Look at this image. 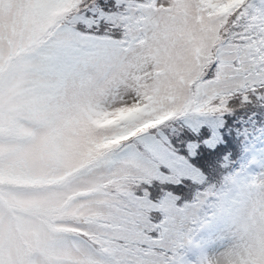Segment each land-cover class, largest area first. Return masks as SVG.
Instances as JSON below:
<instances>
[{"label":"rangeland","instance_id":"374dc122","mask_svg":"<svg viewBox=\"0 0 264 264\" xmlns=\"http://www.w3.org/2000/svg\"><path fill=\"white\" fill-rule=\"evenodd\" d=\"M84 1L0 0V264H165L158 248L186 249L178 264H218L220 253L225 264H264V186L255 176L231 246L202 245L206 224L190 229L202 217L186 225L192 217L174 196L158 204L128 179L96 191L119 176L158 178L140 159V138L184 115L191 89L183 81L200 28L250 0H151L141 7L152 13L136 18L149 38L126 59L53 83L38 72L39 57L65 26L83 32L72 22ZM155 209L166 215L162 236L152 233Z\"/></svg>","mask_w":264,"mask_h":264},{"label":"snow or ice","instance_id":"6c2138e0","mask_svg":"<svg viewBox=\"0 0 264 264\" xmlns=\"http://www.w3.org/2000/svg\"><path fill=\"white\" fill-rule=\"evenodd\" d=\"M144 0H87L73 24L65 26L39 57L38 72L53 83L106 63H120L151 29L138 15L152 13ZM230 25V27H229ZM129 49L128 52L125 50ZM184 83V115L171 127L140 138V159L170 187L191 225L206 224L204 246L233 242L246 217L245 185L253 176L264 186V0L244 10L208 18L192 45ZM149 188L152 185H148ZM187 189L189 195L180 192ZM151 198V192L147 194ZM225 264L224 253L217 257Z\"/></svg>","mask_w":264,"mask_h":264},{"label":"trees","instance_id":"16d2710c","mask_svg":"<svg viewBox=\"0 0 264 264\" xmlns=\"http://www.w3.org/2000/svg\"><path fill=\"white\" fill-rule=\"evenodd\" d=\"M247 2L248 1H243L241 4H239L238 7H234V8H232V10L227 11V13L229 14L228 15L229 19H231L233 14L244 10V5ZM149 4H151V0H144L143 4H141V5L145 6V5H149ZM81 5L87 6V0H85ZM141 5H138V6H141ZM58 22L61 25H63V24L65 25V23H63L62 19H60ZM78 26H79L78 28H80L82 31H86V29L83 27V25H78ZM229 27H230V25H229ZM37 45H38V42L35 43V44L33 43V44L29 45L28 47H25L22 50L23 51H31V50L35 49L37 47ZM180 118L181 117L178 116V117H172V118L167 119V120H163L161 123H159L155 127H156V129L157 128L160 129L161 125H163L164 127H171L172 126V122L178 121ZM148 122L150 124H145L144 127L139 128V130H137V131L146 130L149 126L152 125L151 123H155L156 124L158 122V119H153V120L148 121ZM126 140L127 139L122 136L121 138L118 139V142L119 143H124V141H126ZM108 142L109 141L107 140V143ZM142 152H144V150H142ZM107 155H109V154L107 153ZM106 158L107 157H104L102 159H97L96 161L88 164L87 167L83 169V171L94 169L97 164L100 165ZM124 179L132 180V181H135L136 183L139 184L137 195L145 196L146 194L144 192H146L147 194L149 192H151V199L154 200V202H156L158 204H161V205L164 203L165 199L173 196V193L177 191V190H175L173 188H170V187L166 188V187H163L160 184H156L155 183L156 179L144 178V177H141V176H119V177H115V178L111 179L108 182H105L103 184L97 185L96 191L113 190L115 187H117V185L119 184V181L124 180ZM150 184L152 185L151 188L148 187V185H150ZM247 184H249V180L247 181ZM91 191H93V190H91ZM180 195H182L184 197H187L189 195V191L187 189H185L184 191L180 192ZM146 196H148V195H146ZM62 208H64V207H62ZM60 210H62V209L61 208L60 209H56L55 211H53V214L56 213L57 211H60ZM27 212L33 214L32 211H27ZM150 213L152 214L153 222L156 221L155 222L156 226H155V228H154L152 233L155 236H159V235L162 236V234H163V227L162 226L164 224V220L166 218V215L164 214L162 209L151 210ZM52 222H54L53 219L48 220V225L51 228L53 227L52 226ZM195 226H199V224L198 223L197 224L193 223L191 225L190 229L194 228ZM74 232L76 233L77 231H74ZM85 237L88 240V239L91 238V235H86ZM88 241H90V240H88ZM94 246L97 249H100V246L97 243H95ZM157 252L161 253V254H163L165 256V260H166L165 264H178L180 258H182L183 256L186 255L187 250L181 248V249L175 250V251H165L164 249L158 248Z\"/></svg>","mask_w":264,"mask_h":264}]
</instances>
